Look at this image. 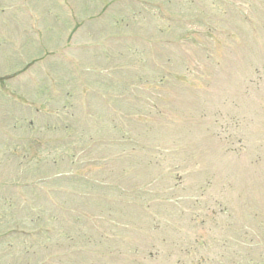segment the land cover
I'll return each mask as SVG.
<instances>
[{
    "label": "rangeland",
    "instance_id": "1",
    "mask_svg": "<svg viewBox=\"0 0 264 264\" xmlns=\"http://www.w3.org/2000/svg\"><path fill=\"white\" fill-rule=\"evenodd\" d=\"M139 1L0 0V234L15 224L23 230H32L51 219L62 220V214L52 210L45 217L41 195L46 187L45 190L62 199L68 189L55 178L58 173L67 172L68 167L73 175L65 178L67 183L83 185V179L95 177L94 173H99L103 180L112 179L103 162L91 168L92 157L98 156V152L101 154V149L84 143L87 157L77 158L78 162L74 159L80 150L73 152L76 148L71 146L80 145L83 135L78 129H98L109 145V148L106 145L108 150L112 151L109 155L117 158L118 150L111 149L109 144L118 139L113 133L117 131L116 125L125 120L126 128L140 129L141 126L134 125H139L140 118L136 116L146 106L143 99L151 103V95L158 93L162 97L156 95L153 103L159 110L147 111L148 116L141 119V124L149 129L157 144L164 143L172 150L168 153L159 148L149 160L157 168L162 166L163 175L175 173V168L186 173V184L180 189L182 194H170L173 198L184 196L185 201L177 204L184 213L173 206L178 217L174 212L171 217L160 215L167 221L163 222L165 228L171 222L169 231L164 228L156 234L146 227L145 236L140 233L137 240H126L128 247L127 244L124 248L117 247L119 242L115 239L107 251L109 256L115 262L120 261L119 264H173L183 256L176 259L171 243L167 244L180 228L188 232V223L197 226L183 244L190 249L194 247L189 262L194 258L196 264L199 261L208 264L205 258L211 259L210 251L196 239L201 237L205 225L214 222L210 237L214 232H225L224 237H213L216 242L212 250L221 254L219 264H264L261 245L256 248L257 252L250 254L253 261H246L248 252L242 246L240 252L234 250L231 230L236 227L229 229V217L223 218L221 212L212 218L201 209L204 204L202 207L198 204L201 199L208 200L206 205L208 202L210 207H218L216 212L224 206L231 215L236 211L244 217L240 202L243 199L247 212L253 211L249 221L264 224V0H160L161 12L168 14L171 21H156V25L152 22V9L134 13L132 4ZM186 19H192L193 23H186ZM187 32H192V41H179ZM200 45H204L203 50ZM156 65L160 68H154ZM142 74L152 77V81L138 82ZM93 91L97 96L112 97L110 109L108 104L101 108L98 100L89 106L93 125L100 121L97 116L118 115L113 116L116 124L112 126L113 132L107 122L98 128H88L92 124L86 120L85 100L91 99ZM162 99L165 102L160 105ZM48 125L51 128H46ZM95 136L98 137L96 133ZM37 142L43 144L44 150L37 148ZM175 144L181 148L174 150ZM59 152L62 156L54 155ZM25 155L28 160L23 161ZM53 156L63 158L57 168L50 167ZM139 156L142 160L146 155L139 151ZM164 157L158 166L156 162L160 163ZM64 158H72L73 163L61 164L69 161ZM202 162L204 165H196ZM17 173L23 181H30L29 188L21 189L25 202L30 205L29 213L14 200ZM121 177L116 176L115 182L127 187L128 177ZM41 179H48L47 185ZM176 185L182 187L180 182ZM169 187L161 192H168ZM117 189V197L123 204L121 190ZM201 195L204 198L195 197ZM189 196H193L191 203L186 200ZM123 200L127 204L131 202L129 196ZM234 201L239 202L235 211ZM83 205L79 200L70 209L80 216L82 212L96 215V208ZM117 210L120 211L110 209ZM71 215L74 214L68 212L63 217L67 219ZM196 216L203 222H192V225L190 218ZM141 218L150 221L145 214ZM97 223L103 233L110 230L108 224ZM242 223L238 225L241 230L248 222L242 220ZM88 231L80 233L85 240L89 237ZM253 231L255 235L251 238L257 243L264 232L257 228ZM184 235L182 230L180 236ZM46 239L37 237L32 245L41 247L32 248L31 253L28 251L32 245L25 239H15L22 242L9 249L5 242H0V264L105 262L98 256L82 255L68 260L59 257L60 252H54L53 261L49 260V253L42 245L52 243ZM224 239L226 245L221 247L220 241ZM151 247L161 251L155 253ZM146 256L155 260L148 261Z\"/></svg>",
    "mask_w": 264,
    "mask_h": 264
}]
</instances>
